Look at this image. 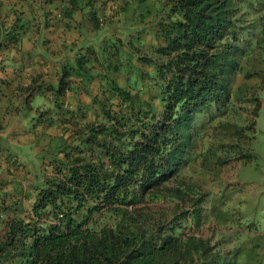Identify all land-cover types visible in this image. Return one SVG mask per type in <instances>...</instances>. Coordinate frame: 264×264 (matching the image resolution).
Segmentation results:
<instances>
[{
  "label": "trees",
  "instance_id": "1",
  "mask_svg": "<svg viewBox=\"0 0 264 264\" xmlns=\"http://www.w3.org/2000/svg\"><path fill=\"white\" fill-rule=\"evenodd\" d=\"M77 14L121 32L84 45ZM55 15L80 35L57 45L73 54L56 81L22 69L0 81L30 109L40 152L29 168L1 159L0 264H234L198 231L199 181L252 157L263 80L235 82L250 35L264 36V0H0V50ZM250 15L260 26L244 34Z\"/></svg>",
  "mask_w": 264,
  "mask_h": 264
},
{
  "label": "rangeland",
  "instance_id": "2",
  "mask_svg": "<svg viewBox=\"0 0 264 264\" xmlns=\"http://www.w3.org/2000/svg\"><path fill=\"white\" fill-rule=\"evenodd\" d=\"M56 13V10L53 9ZM258 15L245 16L247 22L254 21V26L248 28L251 33L254 28H259ZM0 20L3 17L0 16ZM42 20V18H41ZM54 25L37 23L30 27L27 34L20 38L15 45L0 50V81L11 80L14 82V70L22 69L21 74L42 73L55 82L59 75V62L65 57H71L72 51L56 52L62 38L68 41L80 39L78 31L70 34L63 24L58 21V16L52 21ZM72 23L77 25L86 39L85 44L98 46L102 38L116 32H121V23H102L100 29L94 30L88 20L77 14ZM1 28V26H0ZM51 30V31H50ZM79 31V32H80ZM58 34L61 37H58ZM251 44L246 48V56L241 57L245 70L239 74L235 84L242 81L245 71H258L263 86L259 92L261 106L256 117L255 130L251 134L250 152L252 157L247 162L235 160L231 163L219 165L217 169L205 171V176L199 183L201 189L207 194L203 203L206 213L205 222L198 229L200 235L210 237L212 241L221 243L222 252L229 251L234 259V264H264V36L255 45V34ZM250 36L247 38L249 39ZM43 41V42H42ZM249 40H247V43ZM246 44V43H245ZM16 80V77L13 79ZM10 83V82H9ZM259 83V82H258ZM260 84V83H259ZM6 84H0V161L4 159L12 166H17L15 159L19 157L26 168L33 167L40 161V152L35 150V137L32 136L29 112L22 101L19 105L17 100L5 93ZM10 89V88H9ZM11 98L13 100H11ZM14 105L18 107L16 110ZM7 107L16 110V118L13 119L7 112ZM15 111V112H16ZM218 154H222L218 152ZM3 161L0 162V181L7 177V170ZM193 166V168H192ZM185 168L188 174H198L205 168L192 165ZM22 168V166H19ZM28 179L22 177L21 184L26 187ZM1 186V183H0ZM9 189V186L4 188ZM197 229L192 227V230Z\"/></svg>",
  "mask_w": 264,
  "mask_h": 264
}]
</instances>
